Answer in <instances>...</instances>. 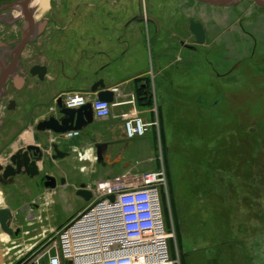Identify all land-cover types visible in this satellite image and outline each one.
<instances>
[{"label": "crops", "instance_id": "crops-1", "mask_svg": "<svg viewBox=\"0 0 264 264\" xmlns=\"http://www.w3.org/2000/svg\"><path fill=\"white\" fill-rule=\"evenodd\" d=\"M238 5L239 2L234 6ZM230 6L233 5L216 6L197 0H0V40H17L21 45L24 42L20 63L36 62L42 54L51 56V60L63 59L61 68L51 67L45 83L33 78L32 85L51 89L54 99L71 92L90 93L99 80L105 82L107 89L113 92L117 89L109 118L101 120L94 115L93 122L71 140L48 133L52 145L58 144L61 151L70 154L53 161L52 147L44 151L45 168L57 181L55 189L46 188L41 193L50 210L65 211L66 216L74 217L93 201L92 198L86 202L77 195L82 184L94 192L99 185L116 180L131 182L144 173L159 170L156 148L170 147L172 140L165 121V106L169 102L164 100L169 98L168 87L173 85L166 79H171L170 71L179 68L173 64L178 60L171 54L173 51L165 52L175 44V27L188 19L201 20L212 44L211 54L215 51L213 60L218 72L236 70L238 64L250 58L253 47L250 37L230 28L234 22ZM141 17L145 20L140 21ZM147 17L157 19L160 29L148 22ZM250 31L257 47L264 50V15L251 25ZM165 58L172 61L169 66ZM78 84L80 89H76ZM158 90L163 92L161 102ZM172 90L170 97L179 95ZM57 100L52 104L54 108ZM135 117L152 126L145 136L129 139L125 124ZM43 135L35 128L19 141L22 146L36 144ZM12 148L4 153L26 149ZM6 163L9 164L3 162ZM39 166L44 167L42 163ZM21 180L26 185L16 190L29 198L28 182L32 179L20 175L5 181L0 174L3 204L6 203L3 193L16 192L15 185ZM4 259L0 249V264Z\"/></svg>", "mask_w": 264, "mask_h": 264}, {"label": "rangeland", "instance_id": "rangeland-1", "mask_svg": "<svg viewBox=\"0 0 264 264\" xmlns=\"http://www.w3.org/2000/svg\"><path fill=\"white\" fill-rule=\"evenodd\" d=\"M238 1L239 7H228L230 28L251 38L250 58L223 78L214 72L215 51L196 55L197 66L169 72L170 96L172 89L180 96L164 100L172 140L156 148L155 158L156 169L167 174L173 264H183L187 254L188 264H264V50L250 31L264 10L254 0ZM162 95L158 90L160 102ZM6 203L0 201V209ZM41 203L35 216L20 213L12 222L13 228L24 222L20 238L0 230L3 264H27L73 218L50 210L45 198Z\"/></svg>", "mask_w": 264, "mask_h": 264}, {"label": "built area", "instance_id": "built-area-1", "mask_svg": "<svg viewBox=\"0 0 264 264\" xmlns=\"http://www.w3.org/2000/svg\"><path fill=\"white\" fill-rule=\"evenodd\" d=\"M63 101L69 109L91 103L95 117L101 120L111 116L113 107L93 99L90 93H69ZM150 126L140 118L128 119L126 135L129 139L143 137ZM79 134L73 131L64 137L71 140ZM166 190L164 169L144 173L131 182L116 180L99 185L92 192L91 205L75 215L26 263L173 264L169 248L172 236L167 229L164 205Z\"/></svg>", "mask_w": 264, "mask_h": 264}, {"label": "flooded vegetation", "instance_id": "flooded-vegetation-1", "mask_svg": "<svg viewBox=\"0 0 264 264\" xmlns=\"http://www.w3.org/2000/svg\"><path fill=\"white\" fill-rule=\"evenodd\" d=\"M147 20L157 27V29H160L161 25L157 19L147 17ZM193 23L202 25L205 34L203 43L198 41L197 35L192 30ZM175 28V44L172 45V47L166 48L165 53L168 54V51L172 50L173 53L171 54L178 57V60L173 63L177 68L188 65L197 66L199 59L198 57L196 59V55L205 56L206 53L208 54L212 49L209 34L204 23L201 20L192 18L186 20L184 23L178 24ZM24 46V42H22L21 45L17 40L7 42L0 40V166L2 167L7 166V163L4 165L3 162H8L10 164V158L20 151L18 150L15 153L7 151L6 154L4 153L5 150H12V147H41L42 150L46 147L44 151L52 147V142L48 134L50 131L47 130L41 131L45 133V135L38 140L39 143L22 146L19 140L29 130L32 131L36 128L37 131H40L38 129L39 124L48 121L55 112L54 106H52L53 102L57 98L63 99L61 94L54 99L55 93L53 94L52 90L47 87L41 88L36 83H33V85L31 84V79L38 78V76H34L32 71L35 70L37 73H40L43 76V80L41 81L45 83L51 67L56 65V67L61 68L64 65L63 59L61 57H56L51 60V56L42 54L38 57L36 62H25L22 64L20 63L21 50ZM185 52L191 54L188 55ZM171 62L169 58H165L166 66H169ZM214 72H216L219 78H223L232 73V71L220 73L215 66ZM166 80L171 81L169 78ZM66 95L67 94H65L64 97ZM37 118L42 119L36 122ZM60 137L64 139L63 136ZM44 161L45 155L43 159L44 167L40 169V175L34 177L31 183L28 182V187L31 190V196L29 198L23 197L22 194L16 190L25 187L26 184L23 180L16 183V192L3 193L7 205H9L4 208H9L12 211V219L9 225L14 232L12 238H20L23 234V221H19L17 228L12 227V222L17 220V215L22 213L27 214L28 217L35 216L41 211L45 204L41 203L44 197V194L41 193L46 189V176L52 175L47 171V167L45 168ZM0 174L2 173L0 172ZM11 188H13V186H11ZM25 221L29 220L25 219ZM16 233H19L18 237H16Z\"/></svg>", "mask_w": 264, "mask_h": 264}, {"label": "water", "instance_id": "water-1", "mask_svg": "<svg viewBox=\"0 0 264 264\" xmlns=\"http://www.w3.org/2000/svg\"><path fill=\"white\" fill-rule=\"evenodd\" d=\"M200 3L211 4L216 6H221L225 4L237 5L238 0H197ZM257 3L264 7L262 1L256 0ZM140 21H144L145 18L141 17ZM150 20V19H149ZM192 30L198 37L200 43L204 42V30L201 24H192ZM34 76H38L40 80H43V76L37 73L35 70L32 71ZM90 94H96L97 99L103 102L113 103L114 102V92L107 89L105 82L99 80L95 83L91 89ZM57 110L55 115L49 118L48 121L40 123L38 129L40 131H50L55 135H65L69 132H80L85 126L91 124L94 120V112L91 103H88L79 109H69L64 105L62 98L57 100L56 104ZM52 149L54 155L52 156L53 161L64 159L70 156L69 153L63 152L59 149L58 144H53ZM44 149L41 147H27L24 150H20L15 155L10 158V164L6 167L0 166V172L2 173V178L5 181L12 179L16 176L25 175L29 179H34L40 175L39 165L43 164L44 159ZM45 187L55 189L57 187V181L52 176H46ZM64 184L65 182L62 181ZM77 195L82 197L86 202L91 201L93 198V193L88 189L86 184H82L80 189L77 191ZM113 199V198H112ZM12 219V211L9 208L0 209V228L2 232L10 237L14 235V232L10 228V221ZM19 233H16V237Z\"/></svg>", "mask_w": 264, "mask_h": 264}, {"label": "trees", "instance_id": "trees-1", "mask_svg": "<svg viewBox=\"0 0 264 264\" xmlns=\"http://www.w3.org/2000/svg\"><path fill=\"white\" fill-rule=\"evenodd\" d=\"M262 141L264 142V140H262ZM251 192H252V190L250 191V193H251ZM184 221H185V220H184ZM180 230H181V229H180ZM180 234H181V231H180ZM180 237H181V236H179V238H180ZM188 256L191 257L190 254H187V255L185 256V257H186V261H185V259H184V263H183V264H188V261H187V257H188ZM210 264H220V263H219V261H217V260H213V261L210 262Z\"/></svg>", "mask_w": 264, "mask_h": 264}]
</instances>
